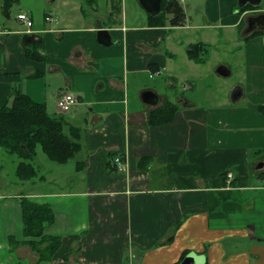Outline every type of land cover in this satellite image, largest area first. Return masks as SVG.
I'll use <instances>...</instances> for the list:
<instances>
[{
    "label": "crops",
    "instance_id": "obj_1",
    "mask_svg": "<svg viewBox=\"0 0 264 264\" xmlns=\"http://www.w3.org/2000/svg\"><path fill=\"white\" fill-rule=\"evenodd\" d=\"M55 3V14L44 11L37 23L31 5L19 12L43 37L32 57L25 30L0 28V108L19 89L61 114L57 99L68 91H56L59 81L75 74L77 104L88 111L61 115L82 129L83 149L73 164L78 176L48 164L32 181L17 178L19 190L11 195L0 177V264H177L184 252L207 264H264V31L246 33L248 17L264 8L241 12L237 0H184L186 15L185 4L204 23L188 26L185 15L184 26L157 27L148 12L129 9L128 0ZM101 26L111 45L98 41ZM197 43L210 46L215 73L224 66L233 84L198 86L202 69L212 68L207 58L198 63L188 56ZM78 74L89 84L87 98ZM156 77L181 93L167 94ZM150 89L161 104L142 101ZM180 96L188 107L180 106L172 123H147L154 108ZM118 157L124 170L114 163ZM22 198L55 212L46 233L63 237V246L50 262H39L29 245L11 246L10 237L25 239Z\"/></svg>",
    "mask_w": 264,
    "mask_h": 264
},
{
    "label": "trees",
    "instance_id": "obj_2",
    "mask_svg": "<svg viewBox=\"0 0 264 264\" xmlns=\"http://www.w3.org/2000/svg\"><path fill=\"white\" fill-rule=\"evenodd\" d=\"M98 0H84L86 6H94ZM2 12L10 16L12 6L18 0H2ZM180 0H162L161 13L154 17L149 14L153 26H184L186 13ZM255 9L251 5L241 8V12ZM258 31L251 35L255 36ZM40 45V44H38ZM36 45V46H38ZM209 45L194 44L190 47L189 57L198 62L205 63ZM33 47H24L27 54L32 57ZM36 55H39L36 52ZM40 56V55H39ZM13 100L0 108V147L8 154L18 156L21 161L16 169V175L21 181H32L39 174L35 166L38 150L41 149L47 158L58 165H64L74 160L82 151V129L69 126L64 115L49 113L46 104L33 101L23 91H13ZM180 105L176 102L166 101L161 107L154 108L149 114L150 126H165L174 120ZM109 163L110 160H109ZM108 163V164H109ZM110 165V164H109ZM116 170V168L114 169ZM22 219L24 240L10 237L13 249L20 245H29L39 254V262H50L62 249L63 237L51 236L46 233L56 221L52 206L37 203L29 198H22ZM178 226V225H176ZM189 252H184L180 261L183 262ZM66 257V255H64ZM207 264V263H203Z\"/></svg>",
    "mask_w": 264,
    "mask_h": 264
},
{
    "label": "rangeland",
    "instance_id": "obj_3",
    "mask_svg": "<svg viewBox=\"0 0 264 264\" xmlns=\"http://www.w3.org/2000/svg\"><path fill=\"white\" fill-rule=\"evenodd\" d=\"M262 4L259 6L262 9L264 8V0H262ZM58 2V0H18L17 3H15L12 8H11V12H10V16L6 17L3 12L1 11V5H2V0H0V28L2 29H10V30H26V25L23 26L22 23H20V21L17 19V16L19 15V12L21 11V9L26 11L25 5H31L33 7V15H34V19L36 20L35 23H37L38 21L40 22V19L43 20V15H44V11L46 13L49 12H53L56 3ZM129 9H132L134 7L137 8L138 6V10H140V12H142L143 14H145L144 12H146L142 6H140V2L139 0H128V5ZM45 7V8H44ZM43 8L45 10H43ZM185 9L187 12L186 17H188V26H191L192 23H194L196 26L199 23H204V20L202 18V16H200V12L196 11V10H192V9H187V4H185ZM28 11V10H27ZM53 14H55L53 12ZM48 24H52V23H48ZM170 26V25H169ZM1 29V30H2ZM22 33V32H21ZM23 37V36H22ZM213 53L210 49L209 52H207L206 58L208 60H210L211 65L210 68H212L210 70V72H206V68H203L202 71H204V73L202 74V76L199 78V80H197L196 82L198 83L199 87L205 86L209 89L214 88L217 84H222L223 86H225L226 83L224 82H228L229 84H233L235 81V77H220L219 75H217L215 73V65H216V60L213 57V55L211 54ZM224 52L221 50L220 53L218 54L220 57H224L225 55H223ZM62 60V59H61ZM66 61V60H65ZM80 76L79 82L80 84L84 87L85 90V94L83 95V97L87 98V94L89 92V84L85 81V79L83 78L82 74H78ZM70 80L71 82H65L63 81V79H60V86L56 91H59L60 89H65V91H68L67 93H71L75 99L78 98V96L82 95V93H80L79 91H76V76L75 74L71 73ZM156 80H163L164 83V87L166 89L167 94L172 93L173 96L177 95L178 93H181L180 87H179V91L177 92H171L169 91V89L166 86V82L167 79H165L164 77L162 78H155ZM156 87V86H155ZM202 91L198 90V94L197 97L199 98V96H201ZM192 92H187V99H192L194 98V96L192 95ZM89 98H91V94H89L88 96ZM88 98V99H89ZM75 110L72 112V114L76 117L77 113H80L81 111L83 112V110L88 111L87 108H85V106H82L80 103H78L77 105L74 106ZM59 113V112H58ZM62 114V113H61ZM38 156L36 157L35 160V164L38 168V170L43 171V168L47 167L46 165L48 164H53V166H56L59 170V173L61 175L64 176H69V175H75L78 176V173L75 171L74 169V165L75 162L77 161V159L72 160V162H70L67 165H59L56 162L50 161L47 156L45 155V153H43V151L41 149L38 150ZM18 156L16 155H11L8 154V152H5V149L0 147V165H3L4 167V172L2 175H0V177H2L3 179H5V181H7V185L5 186V194L7 195H11V193H13L14 191H18L19 190V186L16 185L17 182V178L16 174H15V165L13 164V160H17ZM41 165V166H40ZM44 166V167H43ZM44 168V169H45ZM68 200H70L71 198H67ZM79 198H75L74 201H79ZM95 249V248H93ZM83 263L88 264V262L83 261Z\"/></svg>",
    "mask_w": 264,
    "mask_h": 264
},
{
    "label": "water",
    "instance_id": "obj_4",
    "mask_svg": "<svg viewBox=\"0 0 264 264\" xmlns=\"http://www.w3.org/2000/svg\"><path fill=\"white\" fill-rule=\"evenodd\" d=\"M140 6L143 7V9L148 12L150 15L156 17L160 15L161 13V5L162 0H139ZM239 8H244L247 5H251L253 7H259L262 3L261 0H237ZM248 26L246 27V33H251L255 30H263L264 31V13H260L259 15H251L247 19ZM98 41L103 44L104 46H108L112 44V37L108 30H104L101 26L98 29ZM43 41V37L37 34L33 35H24L23 36V44L25 47H31L34 46L40 42ZM217 73L221 76L227 77L230 74V71L225 68L224 66H220L217 69ZM241 90H236L234 94H238V92ZM142 98V101L150 106H157L159 103L161 104V97L158 96L157 92L154 90H145L142 92V95L140 96ZM177 103L180 106L188 107L187 100L180 96L177 99ZM203 264V260L199 258L198 256L194 255H188L186 259L181 262L180 264Z\"/></svg>",
    "mask_w": 264,
    "mask_h": 264
},
{
    "label": "built area",
    "instance_id": "obj_5",
    "mask_svg": "<svg viewBox=\"0 0 264 264\" xmlns=\"http://www.w3.org/2000/svg\"><path fill=\"white\" fill-rule=\"evenodd\" d=\"M182 3L184 0H180ZM48 21H52L51 17L48 16L46 18ZM18 20L20 21V23H23L24 25H26V30L24 32H22L23 34H29L32 35L34 33H37L34 31L33 27H34V23L32 21V19L25 13H21L18 15ZM0 33H1V29H0ZM160 74V72L158 73V75ZM77 104V100L75 99V97L70 94V93H61V95L59 96V98L57 99V106L60 110L61 113H70V111L73 110L74 106ZM122 159L120 157L115 159V162L117 164V167L120 170H124V164L122 163ZM234 177L232 173L227 174L226 177V182L228 186H231V183L233 181Z\"/></svg>",
    "mask_w": 264,
    "mask_h": 264
}]
</instances>
